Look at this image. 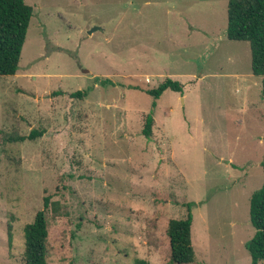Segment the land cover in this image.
<instances>
[{
  "label": "rangeland",
  "instance_id": "374dc122",
  "mask_svg": "<svg viewBox=\"0 0 264 264\" xmlns=\"http://www.w3.org/2000/svg\"><path fill=\"white\" fill-rule=\"evenodd\" d=\"M228 1L24 0L18 69L0 77V264H22L46 196L47 264H167L186 203L196 264L251 263L264 101L248 43L226 38ZM165 78L182 93L152 109L144 91Z\"/></svg>",
  "mask_w": 264,
  "mask_h": 264
},
{
  "label": "trees",
  "instance_id": "16d2710c",
  "mask_svg": "<svg viewBox=\"0 0 264 264\" xmlns=\"http://www.w3.org/2000/svg\"><path fill=\"white\" fill-rule=\"evenodd\" d=\"M32 12V8L24 0H0V77L16 74ZM226 14V38L248 43L251 73L261 79L260 96L264 101V0H229ZM167 90L181 94L182 84L165 78L157 87L144 91L152 98V109L155 107V102ZM85 95L83 91H76L71 93L70 97L81 99ZM153 122L150 112L145 116L141 131L147 139L151 135ZM41 135L42 131L31 130L26 136H3L7 143H22L25 140H35ZM261 168L263 184L249 198V220L255 231L246 244L251 259L250 264H264V154ZM193 206L192 203L184 204L185 217L170 219L167 223L166 235L169 241L167 264H196L191 240ZM47 211L58 213V204L51 202L49 196L44 197L43 208L36 212L32 222L24 225L22 229L24 241L22 264H47L49 235ZM131 264L149 263L144 259L135 258Z\"/></svg>",
  "mask_w": 264,
  "mask_h": 264
},
{
  "label": "water",
  "instance_id": "95a60500",
  "mask_svg": "<svg viewBox=\"0 0 264 264\" xmlns=\"http://www.w3.org/2000/svg\"><path fill=\"white\" fill-rule=\"evenodd\" d=\"M95 30H97L96 27L92 28L90 31H88V34H90L91 32H93V31H95Z\"/></svg>",
  "mask_w": 264,
  "mask_h": 264
}]
</instances>
